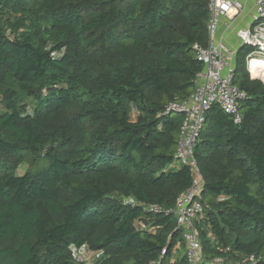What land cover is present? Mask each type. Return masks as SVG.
I'll use <instances>...</instances> for the list:
<instances>
[{
  "label": "trees",
  "instance_id": "trees-1",
  "mask_svg": "<svg viewBox=\"0 0 264 264\" xmlns=\"http://www.w3.org/2000/svg\"><path fill=\"white\" fill-rule=\"evenodd\" d=\"M209 15L207 0H0V264H78L83 248L90 264H153L167 246L165 264L184 244L173 214L143 206L172 208L191 185L174 156L183 117L159 114L193 92ZM250 49L234 60L242 121L214 104L194 147L203 264H264V83Z\"/></svg>",
  "mask_w": 264,
  "mask_h": 264
},
{
  "label": "built area",
  "instance_id": "built-area-1",
  "mask_svg": "<svg viewBox=\"0 0 264 264\" xmlns=\"http://www.w3.org/2000/svg\"><path fill=\"white\" fill-rule=\"evenodd\" d=\"M254 2L256 10L254 25L240 29L237 35L242 44L251 48L257 47L252 55L247 56V69L250 77L263 80L252 76L250 64L253 57L264 60V0H254ZM207 7L210 14L207 23L208 44L193 46L195 58L203 65L196 76L194 90L182 100L169 102L159 114L179 113L182 115L174 156L177 162L188 166L194 176L190 187L178 195L174 207L163 208L154 203L143 206V211L152 215H174L177 229L182 232L184 264H203L204 262L202 245L194 223L205 215V207L201 198L203 181L194 157V147L204 125L206 113L215 104L228 114L234 123L239 124L242 121L240 106L247 98L246 92L233 82L236 51L215 38L221 18L232 10L238 12L242 9V5L237 0H207ZM129 203L134 205L136 202L130 200ZM137 226L139 229L153 231V227L142 219L137 221ZM176 250L175 246L165 264H177ZM167 253L168 247L165 246L161 251L160 259L165 258ZM160 259L153 264H161ZM258 260L259 258L251 253L235 261L214 257L205 264H257Z\"/></svg>",
  "mask_w": 264,
  "mask_h": 264
},
{
  "label": "crops",
  "instance_id": "crops-1",
  "mask_svg": "<svg viewBox=\"0 0 264 264\" xmlns=\"http://www.w3.org/2000/svg\"><path fill=\"white\" fill-rule=\"evenodd\" d=\"M241 3L242 9L236 12L230 11L227 15L223 16L220 20L218 30L215 38L221 40L227 47L237 51L242 44L237 35V31L242 28H248L254 25L256 16L254 0H237ZM175 258L177 264H184V245H176ZM182 249L181 256L178 251Z\"/></svg>",
  "mask_w": 264,
  "mask_h": 264
},
{
  "label": "rangeland",
  "instance_id": "rangeland-1",
  "mask_svg": "<svg viewBox=\"0 0 264 264\" xmlns=\"http://www.w3.org/2000/svg\"><path fill=\"white\" fill-rule=\"evenodd\" d=\"M256 50H257V47L251 48L249 55H252L253 52H255ZM261 81L263 82V80H261ZM27 167H28L27 164L21 165V167L18 169V172H23ZM181 253H182V249H180L178 251V254L180 256H181ZM93 254H94V252L83 248V249L74 251L72 260L78 264H90L94 260Z\"/></svg>",
  "mask_w": 264,
  "mask_h": 264
},
{
  "label": "bare ground",
  "instance_id": "bare-ground-1",
  "mask_svg": "<svg viewBox=\"0 0 264 264\" xmlns=\"http://www.w3.org/2000/svg\"><path fill=\"white\" fill-rule=\"evenodd\" d=\"M250 64L253 72L252 76L264 80V60L262 58L253 57Z\"/></svg>",
  "mask_w": 264,
  "mask_h": 264
}]
</instances>
